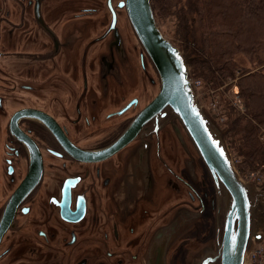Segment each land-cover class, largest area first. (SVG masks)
<instances>
[{
  "label": "flooded vegetation",
  "instance_id": "obj_1",
  "mask_svg": "<svg viewBox=\"0 0 264 264\" xmlns=\"http://www.w3.org/2000/svg\"><path fill=\"white\" fill-rule=\"evenodd\" d=\"M125 3L0 0V264L209 262L215 190L182 127L78 155L112 148L162 88Z\"/></svg>",
  "mask_w": 264,
  "mask_h": 264
},
{
  "label": "water",
  "instance_id": "obj_2",
  "mask_svg": "<svg viewBox=\"0 0 264 264\" xmlns=\"http://www.w3.org/2000/svg\"><path fill=\"white\" fill-rule=\"evenodd\" d=\"M125 5L133 32L160 74L162 88L112 148L93 154L80 151L79 158L111 156L132 142L150 122L160 127L170 123L182 127L208 170L215 190L216 244L207 245L202 259L209 261L205 264H247L250 253L264 241V187L247 183L241 177L225 141V132L204 111L194 88L189 55L165 37L151 0H126ZM179 228L182 232L183 223ZM176 232V228H171L163 237L167 241Z\"/></svg>",
  "mask_w": 264,
  "mask_h": 264
},
{
  "label": "trees",
  "instance_id": "obj_3",
  "mask_svg": "<svg viewBox=\"0 0 264 264\" xmlns=\"http://www.w3.org/2000/svg\"><path fill=\"white\" fill-rule=\"evenodd\" d=\"M151 3L160 24L176 21L180 49L189 55L193 75L206 83L207 91H217L230 80L239 88L245 110L222 97L226 122L221 129L238 160L237 170L264 173V0ZM216 93L221 96L220 91Z\"/></svg>",
  "mask_w": 264,
  "mask_h": 264
},
{
  "label": "rangeland",
  "instance_id": "obj_4",
  "mask_svg": "<svg viewBox=\"0 0 264 264\" xmlns=\"http://www.w3.org/2000/svg\"><path fill=\"white\" fill-rule=\"evenodd\" d=\"M158 23H159L160 29L162 30L165 37L167 39H169L170 41L174 42V44L179 46V48H181L180 46H181L182 40H181V37L179 35L180 30L176 25V21L172 20V19H167V20L163 21V25L160 24L159 21H158ZM195 42H197V41L195 40ZM181 50L185 55H187L183 49H181ZM188 58H189V56H188ZM189 69L191 72V77L194 81V88L199 95L200 102L204 108V111L209 115V117L214 121V123L221 128V124H219L216 121V119L214 118V117H216V115L212 112V110L210 111V109H212L211 107H212V103L214 102V98H217V100L219 101V105H221L220 100H222L221 99L222 97H225V98H227L233 102L235 95H237V93H239V88L235 84H233L232 81L230 80L227 83V85H225L221 89L217 90V91H220V93H221V96H220L219 93H216L217 92L216 90H214L213 92L207 91L206 90L207 88L205 86L206 83L193 75L192 67H190ZM196 81L197 82L202 81L204 84L200 85V86H195ZM230 86H231V88L227 89V87H230ZM225 141H226V139H225ZM226 143H227V141H226ZM227 145H228V143H227ZM247 172H252V171L247 170ZM261 173H262V171H261ZM262 174L264 176V173H262ZM245 182L250 183L252 185H255L257 187H264V180H263V183L261 185H258V184H255L253 182H249L246 180H245Z\"/></svg>",
  "mask_w": 264,
  "mask_h": 264
},
{
  "label": "built area",
  "instance_id": "obj_5",
  "mask_svg": "<svg viewBox=\"0 0 264 264\" xmlns=\"http://www.w3.org/2000/svg\"><path fill=\"white\" fill-rule=\"evenodd\" d=\"M196 82H195V86L203 85L202 81H198L197 83ZM234 105L242 111L245 110L243 106V102L239 98V93H237V95H235L234 97ZM211 108L212 109H210V111L212 110V112L216 115V117H214L216 121L221 125L225 124L226 117L223 115L222 109L219 105V101L217 100V98H214V102L212 103ZM263 140H264V134H263ZM233 161L235 165L238 162V160L235 159L234 157H233ZM240 175L244 180L253 182L258 185H261L264 180V176L261 173V171H252V172H247L245 174L240 173ZM247 264H264V241L250 253Z\"/></svg>",
  "mask_w": 264,
  "mask_h": 264
}]
</instances>
